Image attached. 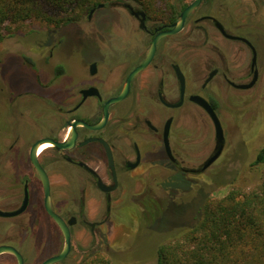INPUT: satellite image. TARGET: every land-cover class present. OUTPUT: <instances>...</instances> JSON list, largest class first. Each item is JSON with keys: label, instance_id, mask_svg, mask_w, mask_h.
Masks as SVG:
<instances>
[{"label": "flooded vegetation", "instance_id": "obj_1", "mask_svg": "<svg viewBox=\"0 0 264 264\" xmlns=\"http://www.w3.org/2000/svg\"><path fill=\"white\" fill-rule=\"evenodd\" d=\"M194 1L157 3L155 14L147 8L150 3H102L101 7H93L88 21L97 10L109 7L108 30L100 36L105 49L95 55L86 54L90 56L85 59L81 51L77 54L79 63L68 70L70 60L66 59L72 56H54L62 37L52 39L56 34L53 29L47 41L51 45L48 60L54 59L56 72L40 71L31 63L30 69H24L28 74L21 75V89L9 90L5 120L0 123V211L22 210L11 216L0 214V246L16 248L24 264H42L60 254L65 245L62 229L46 206L40 171L32 159V148L38 140L53 139L64 145L51 144L36 152L49 178L51 209L64 219L71 232L68 255L54 264H63L72 255L75 231H102L116 193L123 188L124 193H132V184L140 182L145 197L160 201L155 186L148 182L171 194L170 183L175 175L181 174L190 182V174L206 171L222 155L223 151L208 168L197 171L212 155L216 138L210 115L191 97L200 95L208 100L221 120L222 95H227L229 101H240L261 85L264 0H200L179 32L161 34L174 28L184 9ZM78 29L85 31L81 26ZM157 35L160 37L154 55L135 72L147 60ZM71 71L75 72V84L66 86L60 78ZM255 76L249 87L238 86L251 83ZM127 84V94L108 107L105 119V104L119 96ZM194 108L206 115V126L214 130L212 152L195 166V151L202 146L201 138H193L196 126L184 129L188 142L182 152L175 143L176 122L192 121ZM167 123L170 151L165 140ZM72 131L75 137L70 138ZM224 133L226 144L225 129ZM101 214L105 217L98 219ZM46 220L55 228L56 239L34 245L27 254L19 249L17 243L27 233L43 230ZM13 232L23 236L17 239ZM0 264H19V259L13 253H2Z\"/></svg>", "mask_w": 264, "mask_h": 264}, {"label": "rangeland", "instance_id": "obj_2", "mask_svg": "<svg viewBox=\"0 0 264 264\" xmlns=\"http://www.w3.org/2000/svg\"><path fill=\"white\" fill-rule=\"evenodd\" d=\"M126 2L137 3L127 0ZM157 3H172V0H157L156 3H150L151 14L157 13ZM89 11H83L80 18L71 22L70 25L65 24L59 28L38 18H30L24 22L9 25L11 32H6L4 40L0 42V123L5 120L6 107L10 101L9 90L14 92L20 90L21 75L22 73L28 74L27 71L24 73V69H30V64L33 63L40 71L43 70L50 74L56 72L54 59L51 62L48 60L51 45H48L47 41L51 38L50 32L53 29L56 30V34L52 39L58 41L62 37L61 44L54 50V56L59 54L72 56L66 59L70 60L67 62L68 70L71 69L70 67L74 69L79 63L76 60L77 54L81 51L85 59L88 54L95 55L101 48H106L100 36L101 33L106 34L108 30L109 7L97 10L92 15V21L87 20ZM79 26L85 31L77 30ZM260 55L264 57V51L261 50ZM29 76H31L30 72ZM60 81L66 86H73L75 72H68L60 78ZM1 88L4 90L2 91ZM222 96L220 113L226 132V144L222 155L206 171L190 174L189 178L192 180L189 184L182 182L185 187H188L186 190L180 189L173 194H167L163 187L156 186L153 181L148 182L149 186H155L157 197L163 205L172 203V201L175 204L194 201L197 204L195 209H198L199 205H203L207 200L220 198L230 190L249 192L259 189L262 184L264 163L258 165L253 163L264 146V71L261 85L251 94L243 95L240 101H236L237 103L235 100L229 101L227 95ZM193 111L195 116L192 121L180 119L176 122L175 143L178 150L182 152L183 145L188 142L184 129L192 125L196 126L198 131L196 133V129L194 130L193 138L195 140L201 138L202 146L195 151L196 157L194 155L193 162L195 166L212 152L214 130L211 125L206 126L208 122L206 115H203L199 108H194ZM206 136L209 143L203 139ZM163 178L164 182L166 179ZM132 185V193H124V188L116 193L112 213L108 222L102 226V231L92 234L89 228H86V230L78 229L74 232L73 253L63 264H85L96 257L97 253L114 256L120 264H156L158 247L171 237L168 236L169 232L165 233L160 230V227L178 223L188 225L196 222L194 210L189 209L188 211L187 207L179 210L178 206L174 205L167 209L157 224H148L142 218L147 197L144 194V186L136 181ZM104 217L105 215L101 214L98 219ZM44 224L43 230L27 233L23 240L17 243V247L27 254L34 245L56 239L57 232L52 224L48 220ZM1 225L2 222H0V229ZM13 233L17 239L22 235L20 232Z\"/></svg>", "mask_w": 264, "mask_h": 264}, {"label": "trees", "instance_id": "obj_3", "mask_svg": "<svg viewBox=\"0 0 264 264\" xmlns=\"http://www.w3.org/2000/svg\"><path fill=\"white\" fill-rule=\"evenodd\" d=\"M111 2L126 3V0H0V42L4 40L6 32H11L10 24L38 18L59 28L80 18L83 11ZM146 5L150 10L151 4ZM263 163L264 146L253 164ZM182 182L189 184L181 174L174 176L170 183L172 194L175 190L188 189ZM174 205L179 210L183 207H187L188 211L194 210L196 222L160 227L171 237L158 247L156 264H264V179L257 190L242 192L233 189L220 198L207 200L198 209H195L197 204L194 201L179 204L172 201L163 205L147 196L142 218L148 224L155 225ZM85 264L120 262L114 256L97 253Z\"/></svg>", "mask_w": 264, "mask_h": 264}, {"label": "water", "instance_id": "obj_4", "mask_svg": "<svg viewBox=\"0 0 264 264\" xmlns=\"http://www.w3.org/2000/svg\"><path fill=\"white\" fill-rule=\"evenodd\" d=\"M200 0H195L193 4H191L190 6H188L187 8L184 9V11L181 14V18L179 21L176 22L174 28L170 29V30H166L161 34H172L175 32H179L184 25V21L186 16L188 15V13L194 8L196 7V5L199 3ZM104 4H99L98 6L101 7ZM93 12V11H92ZM92 12L90 13V15L92 14ZM160 34V35H161ZM160 35H157L152 43L151 46V51L150 54L147 58V60L144 62L143 65H141L135 72L143 69L150 61V59L152 58V56L154 55L155 49H156V44L158 41V38L160 37ZM246 40V39H245ZM256 63V51H254V58H253V64ZM134 72V73H135ZM256 76L254 77L253 81L249 84H243V85H238L240 88H246L249 87L250 85H252L255 82ZM129 89V84H127L123 91L121 92V94L115 98H112L111 100H109L104 107L105 110V119L108 116V107L113 104L116 103L120 100H122L124 98V96L127 94V91ZM184 90V87H182V91ZM191 100H193L194 102H196L197 104H199L202 108H204L208 114L210 115L214 126H215V138H216V145H215V149L212 153V155L205 161V163L203 164V166L201 168H199L197 171L199 170H205L206 168H208L214 161H216L218 159V157L221 155L223 149H224V144H225V133H224V128L222 125V122L218 116V114L216 113L214 107L210 104V102L208 100H206L204 97L200 96V95H194L191 97ZM105 120H103L99 125H97L96 127H100L103 122ZM169 123V122H168ZM168 123L166 125V129H165V140H166V146L168 151H170V147H169V143H168V134H169V126ZM75 137V132H71L70 133V138ZM49 142L51 144H54L58 147L64 146L62 143H58L56 141H54L53 139H40L38 140L33 148H32V159L34 161V164L36 165V167L38 168V170L40 171V175L42 178V183L44 186V191H45V196H46V206L48 208V211L50 212V215L56 220V222L60 225L61 229H62V233L64 235L65 238V245L63 250L61 251L60 254L50 257L47 260H45L42 264H54L56 262H60L61 260H63L69 253L70 251V247H71V232H70V228L68 226V224L64 221V219L62 217H60L59 215H57L50 206V182H49V178L48 175L46 174V172L44 171V169L42 168V166L40 165L38 159H37V155L36 152L38 150V148L43 144ZM194 171V170H193ZM22 210V208L16 212H1L0 214L6 215V216H11V215H15L17 213H19ZM2 253H13L15 254L18 259H19V264H24L23 263V258L22 255L19 253V251L12 247V246H8V245H1L0 246V254Z\"/></svg>", "mask_w": 264, "mask_h": 264}, {"label": "bare ground", "instance_id": "obj_5", "mask_svg": "<svg viewBox=\"0 0 264 264\" xmlns=\"http://www.w3.org/2000/svg\"><path fill=\"white\" fill-rule=\"evenodd\" d=\"M49 147H51V143H49V142H46V143H43L41 146H40V151H43L44 149H47V148H49Z\"/></svg>", "mask_w": 264, "mask_h": 264}]
</instances>
